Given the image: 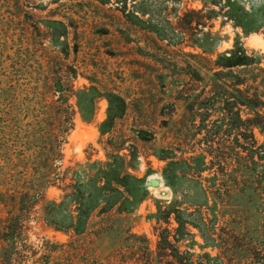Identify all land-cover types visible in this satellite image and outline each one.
<instances>
[{
  "label": "rangeland",
  "instance_id": "rangeland-1",
  "mask_svg": "<svg viewBox=\"0 0 264 264\" xmlns=\"http://www.w3.org/2000/svg\"><path fill=\"white\" fill-rule=\"evenodd\" d=\"M30 1L46 4V9L33 10L37 18H61L63 13L74 18L73 21L69 19L68 53H59L57 48L47 43L48 61L60 60L61 76L74 89L93 84L102 91L116 90L129 98L136 94L129 116L135 115L137 127L149 129L152 137L149 140L135 138L136 152L130 154L128 149L124 152L129 154L127 160L131 171L142 177L145 185L153 178L159 179L160 184L146 186V197L131 214L119 217L117 211H113L111 215L95 216L88 231L78 237V247L71 243L75 238L72 232L56 230L45 222L42 204L37 205L26 219L20 240L34 249L45 240L66 243L64 254L57 259L58 264H144V250H158L160 229L170 228V239L179 250L195 253V264L263 262L264 118L260 120L255 111L244 107L220 110L225 105L212 103L209 98L205 100V94L197 97L191 89L186 90L191 101L187 102V97L177 100L181 95L178 91L164 93L159 86L158 76L162 71L170 72L174 77L175 74L189 76L190 63L194 59L178 48L183 47L185 53L194 52L187 44H192L196 35L187 31L183 44L176 47L170 59H151L143 56L138 46L150 47L155 50L154 54L160 53L153 34L144 35L127 25L121 12L115 6L110 8L111 4L102 6L91 0H65L58 6L50 4L49 0ZM238 2V6L246 10L264 5V0ZM179 5L177 11H172L173 3L169 5L174 23L177 14L183 16L189 9L203 7L198 0H183ZM151 8L156 12L158 3H152ZM14 12H18L15 2L8 5L7 1L0 0V27L5 23L12 26L27 24L23 21L11 23ZM158 17L156 12L155 18ZM186 18L191 19L189 16ZM97 24L107 25L111 34L98 37L96 31L94 33ZM203 32L216 39L217 49L208 56L215 58L239 41L250 53H258L264 66V26L246 34L220 10V16ZM174 34V39H177L176 35L182 36L181 32ZM127 36L137 38L131 37L135 40L131 42ZM199 37L201 39L202 35ZM74 44L78 46L77 51ZM174 64L177 68L172 66ZM11 71L7 68V72ZM151 73L157 74L156 81L151 80ZM189 82L191 88L192 81ZM3 86L8 85L4 83ZM194 100V109L190 110L188 104ZM69 102L77 110L75 95ZM3 104L0 106V188L22 190L30 185L28 182L35 181L38 173L46 171V136H35L33 132L24 135L17 124L10 121L7 110L13 108L16 113L18 107ZM31 106L36 110L41 108L38 103ZM107 106L106 98L98 99L96 115L90 122L84 121L80 113L75 114V126L63 143L60 162L63 171L89 160L105 161V148L109 150L112 144L132 139L128 138L132 134L128 118L119 123L114 137L110 139L107 135L102 138L98 126L106 118ZM261 114L264 116V109ZM45 125L41 123L40 127L44 129ZM23 130L30 128L24 127ZM204 153L207 157L202 161L191 160L193 171L187 174L188 165L183 163V159ZM173 160L178 163L169 165ZM201 170L204 171L200 173ZM236 179L243 188L238 195H232ZM67 182L63 180L58 186L48 188L46 199L59 201ZM5 208L0 203V228L3 226L2 218L7 216ZM178 217L188 222L186 230H182ZM176 228H179L177 232ZM174 236H182L183 239L175 242ZM6 249L0 242V250Z\"/></svg>",
  "mask_w": 264,
  "mask_h": 264
},
{
  "label": "trees",
  "instance_id": "trees-1",
  "mask_svg": "<svg viewBox=\"0 0 264 264\" xmlns=\"http://www.w3.org/2000/svg\"><path fill=\"white\" fill-rule=\"evenodd\" d=\"M4 1H7L8 5L15 2L18 9V12L12 14L11 23L23 21L27 24L12 26L5 23L0 27V106L5 102L7 105L18 107L16 113L13 108L7 109L10 112V121L16 123L18 130L24 132V135L31 132L39 137L45 135L47 154L45 173H38L35 181L28 182L30 185L22 190L0 188V203L6 207L7 212V216L1 220L3 226L0 228V242L4 243V248H8L0 250V264H58L57 259L64 254L67 244L45 240L34 249L24 240H20L26 219L32 215L37 205L42 204L45 222L56 230L72 232L75 238L71 243L78 247V237L88 231L95 216L111 215L113 211H117L119 217L133 213L146 197L148 189L143 178L131 171L127 160L129 154L124 151L128 149L130 154H133L136 152L135 138L149 140L152 136L149 129L137 127L135 115L129 116L131 103L136 100L135 93L129 98L116 90L102 91L93 84L76 90L61 76L60 60L51 63L48 61L47 43L54 49L57 48L59 53L69 52L71 28L69 19L73 21L74 18L67 16L66 13L60 14L61 18L48 16L37 18L33 10L46 9L43 1L39 3L30 0ZM63 1L65 0H49L50 4L58 6ZM91 1H96L102 6L111 4L110 8L115 6L127 25L133 26L144 35L153 34L160 53L154 54L155 50L150 47L138 46L140 53L151 59L158 58L161 61L170 59L171 53L176 52V47L183 44L187 31L190 30L196 35V38L192 39V44H187L194 52L185 53L183 47L178 48L184 55L194 59V62L190 63L189 76L175 74L174 77V74L162 71L158 81L164 93L178 91L181 95L177 100L187 97L186 101L189 102L191 96L186 90L191 89L197 93V97L205 94L207 96L205 100L208 101L209 98L212 103L225 105L220 110L232 111L244 107L255 111L260 120L264 118L261 114L264 109L263 58L256 52L250 53L239 41L229 50L217 54L215 58L210 57L208 55L217 49L216 39L211 34L203 32L220 16V10L228 20L242 27L246 34L257 31L264 26V5L246 10L238 6V0H198L203 4L201 9H189L183 16L177 14V21L174 23L171 20L169 5L173 3L172 11H177L183 0ZM152 3L159 5L156 11L158 18H155L156 12L151 8ZM95 27L94 33L96 31L98 37L111 34L107 25L97 24ZM176 32L178 34L181 32L182 36L176 35L177 39H174ZM131 37L127 36V39L135 42ZM74 49L75 51L78 49L76 44ZM172 66L176 67V64ZM7 68H11L12 71L7 72ZM149 76L152 81L157 80V74L151 73ZM189 80L192 81L191 88ZM4 83L8 86L4 87ZM73 95L77 97V110L69 102ZM103 97L107 99L108 106L106 118L98 126L102 138L107 135H110V139L114 137L119 123L128 118L132 133L128 138L132 139L112 144L109 150L105 148V161L89 160L63 171L60 166L63 143L75 126V114L80 113L86 122L92 121L96 115L97 100ZM37 103L41 106L38 110L31 106ZM195 103L194 100L188 104L190 110L194 109ZM41 123L46 124L44 129L40 127ZM24 127L30 130H23ZM206 157L207 154L204 153L183 159V163L188 165L186 173L190 174L193 171L191 160L202 161ZM177 163L173 160L169 165ZM63 180L68 182L65 183L66 188L60 200H47L48 188L58 186ZM242 188L236 179L232 186V195H238ZM201 190L206 192L204 188ZM193 204L199 205L194 202ZM178 219L182 230H186L188 222L181 220V217ZM178 230L179 228H176L175 231ZM171 232L170 228L160 229L158 250L155 252L144 250L142 254L144 264H195L193 260L195 253H191L190 250H179L170 239ZM181 239L182 236L178 238L174 236L175 242ZM255 264H264V260Z\"/></svg>",
  "mask_w": 264,
  "mask_h": 264
},
{
  "label": "water",
  "instance_id": "water-1",
  "mask_svg": "<svg viewBox=\"0 0 264 264\" xmlns=\"http://www.w3.org/2000/svg\"><path fill=\"white\" fill-rule=\"evenodd\" d=\"M160 184V180L153 178L150 179L145 186H158Z\"/></svg>",
  "mask_w": 264,
  "mask_h": 264
}]
</instances>
